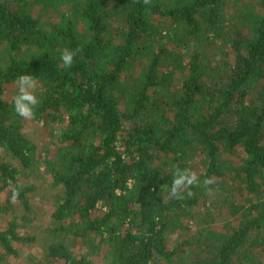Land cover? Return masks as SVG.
I'll return each instance as SVG.
<instances>
[{
    "label": "trees",
    "instance_id": "1",
    "mask_svg": "<svg viewBox=\"0 0 264 264\" xmlns=\"http://www.w3.org/2000/svg\"><path fill=\"white\" fill-rule=\"evenodd\" d=\"M233 1L0 0V264H264V0Z\"/></svg>",
    "mask_w": 264,
    "mask_h": 264
},
{
    "label": "clouds",
    "instance_id": "2",
    "mask_svg": "<svg viewBox=\"0 0 264 264\" xmlns=\"http://www.w3.org/2000/svg\"><path fill=\"white\" fill-rule=\"evenodd\" d=\"M61 60L67 66H71L74 60V53L65 51L61 55ZM17 83L19 85V92L14 99V111L15 113L24 119H33L36 115V108L40 103V100L30 90L33 89L35 81L30 75L19 76ZM197 182L195 174H189L186 170H177L175 178L172 181L171 193L174 196H179V190L183 186H190ZM206 184H211L212 180H206ZM192 193L189 192L188 195ZM17 193L13 194V200L16 198Z\"/></svg>",
    "mask_w": 264,
    "mask_h": 264
},
{
    "label": "rangeland",
    "instance_id": "3",
    "mask_svg": "<svg viewBox=\"0 0 264 264\" xmlns=\"http://www.w3.org/2000/svg\"><path fill=\"white\" fill-rule=\"evenodd\" d=\"M234 7L239 10V12L241 10H243L244 8H255L256 9V0H234L233 1ZM233 7H231V9H229L230 11H232ZM30 131L31 133L34 132V128L32 129L30 127ZM39 139V143L41 142V138H37ZM44 140V139H42ZM46 196V197H45ZM50 196V194L48 192L43 193L42 195H35V198L33 199L35 205L37 206V208L39 209L40 212L43 213V217L39 219L38 224H40V226H35L34 224L31 225V232L32 233H40V229L43 228L46 224L49 223V217L52 213V211L54 210V208L52 207V203L50 202L49 199H47ZM223 213V212H222ZM226 218V217H225ZM224 223V221H223ZM217 226H215V228H219L220 229V225H222L221 222H217L216 224ZM22 253L20 258L17 261H14L13 264H30L29 263V256H37L39 255L38 253V249L34 248L32 250L29 249H22Z\"/></svg>",
    "mask_w": 264,
    "mask_h": 264
}]
</instances>
